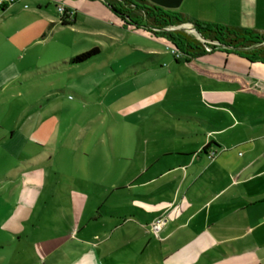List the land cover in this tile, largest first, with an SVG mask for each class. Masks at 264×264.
Masks as SVG:
<instances>
[{"label":"crops","instance_id":"1","mask_svg":"<svg viewBox=\"0 0 264 264\" xmlns=\"http://www.w3.org/2000/svg\"><path fill=\"white\" fill-rule=\"evenodd\" d=\"M59 6L72 23H60ZM173 9L264 34V0H180ZM42 25L61 36L48 37ZM123 31L142 37L131 55L90 70L99 49L68 63L96 46L91 36L120 42ZM156 42L167 48L102 0H0L2 188L22 205L45 191L54 215L65 212L72 224L55 215L67 237L50 253L65 245L77 253L73 264H110L123 251L133 264H264V98L196 73ZM191 61L264 91L262 62L222 46ZM62 71L55 88H13Z\"/></svg>","mask_w":264,"mask_h":264},{"label":"rangeland","instance_id":"2","mask_svg":"<svg viewBox=\"0 0 264 264\" xmlns=\"http://www.w3.org/2000/svg\"><path fill=\"white\" fill-rule=\"evenodd\" d=\"M189 24L192 26L190 22H183L178 25ZM177 26V25H176ZM42 32L46 34L48 37L50 36H61L60 34L51 33L44 28L42 25ZM175 27V26H173ZM76 28L64 31V34L70 38L74 34H76ZM108 27L106 28V30ZM74 30V31H73ZM183 30L189 34L195 35L189 32L186 28ZM78 31V30H77ZM98 33V32H94ZM107 35V34H106ZM122 40L117 42L118 38H112V36H107L109 38L114 39V41H101L97 36L92 37L93 41L97 44L96 46L100 49V53L98 57L94 60V63H89L90 70L92 69V64H98L102 62V60L108 61L113 56L116 58H124L125 55L132 54V48L130 47V43L137 41L134 39H140L139 35H134L129 31H123ZM196 36V35H195ZM120 40V38H119ZM141 42L140 40L138 41ZM211 43H215V41H210ZM144 43V42H143ZM165 44L161 42L154 43L161 52H166L171 58L174 56L170 52V47L167 45V48L164 47ZM261 45H264L261 43ZM132 56L128 57L127 60H131ZM124 59L119 61L117 64L121 65ZM126 61L124 63H126ZM128 63V61H127ZM183 64V62H179ZM161 67L165 71L170 66H167L165 63L160 64ZM157 66V68L160 67ZM115 66L112 65V69ZM170 69V68H169ZM92 73V72H91ZM67 73L66 71H62L59 73H47L45 75L32 77L28 81L20 82V84L16 85L13 88H55L50 82H64L66 80ZM110 79V78H108ZM114 80V79H113ZM126 86H121L119 88H128L131 84V79H126ZM109 80H107L106 88H115L112 85H109ZM95 87V85H93ZM65 88V87H64ZM72 95H70L71 97ZM6 160L0 162L3 166L7 165ZM9 165L11 168H16L17 162L15 159H10ZM2 181V180H1ZM4 183V182H3ZM2 182L0 183V185ZM0 186V264H55L57 261H71L73 264L74 256L77 254L67 253L72 249L60 248L57 253H50L55 249L57 244L59 245L60 241L64 240L67 236L66 229L62 228L60 224H58L54 219L55 215L58 218H62V221L66 224H72L68 216L62 212L56 213L54 215L52 206L47 202L45 197V191L41 192L40 198L36 204H19L18 198L9 195L8 188H2ZM14 194V192H13ZM98 224V223H95ZM80 239V237H77ZM58 247V246H57ZM132 254L123 253L115 256L114 261L110 264H133L130 261V257ZM152 257L150 255L143 254L140 257V261L149 260L151 261Z\"/></svg>","mask_w":264,"mask_h":264},{"label":"trees","instance_id":"3","mask_svg":"<svg viewBox=\"0 0 264 264\" xmlns=\"http://www.w3.org/2000/svg\"><path fill=\"white\" fill-rule=\"evenodd\" d=\"M123 23L141 29L153 36L165 39L168 45L178 51L175 61L183 58L187 67L198 74L206 77L234 83L239 92L251 93L257 97L264 98V91H254L244 84L242 79L236 75L222 72H213L201 68L193 63L191 59L198 58L212 50L222 46L235 52L249 61L264 63V34L251 30L236 29L227 25L209 24L204 22L189 21L181 16L176 9L164 8L148 0H102ZM74 20L73 14L64 11L60 15V23L67 25ZM190 22L202 37L198 39L195 35L185 32L183 29H168L183 22ZM189 32L196 34L191 25L183 24ZM190 27V29L188 28ZM210 41H215L211 43ZM99 53V48L94 46L72 56L68 63L77 64L84 62Z\"/></svg>","mask_w":264,"mask_h":264},{"label":"water","instance_id":"4","mask_svg":"<svg viewBox=\"0 0 264 264\" xmlns=\"http://www.w3.org/2000/svg\"><path fill=\"white\" fill-rule=\"evenodd\" d=\"M150 2L158 5V6H161V7H164V8H175L179 5L180 3V0H149ZM185 28L184 26L182 25H177L175 26L173 29H183ZM192 30L195 31V35L198 39L202 40V37L199 35V33L195 30L194 27H191Z\"/></svg>","mask_w":264,"mask_h":264},{"label":"built area","instance_id":"5","mask_svg":"<svg viewBox=\"0 0 264 264\" xmlns=\"http://www.w3.org/2000/svg\"><path fill=\"white\" fill-rule=\"evenodd\" d=\"M14 0H8L9 3L13 2ZM57 11L60 12V14H62L64 12V9L59 6L57 7ZM69 14H71V12H68ZM174 27H168V29H173ZM262 44H264V42H262ZM170 47V46H169ZM170 52L174 57H178L179 53L178 51H176L174 48L170 47ZM165 222L164 218H157L156 220H154L153 222V228L154 230H158L159 228H161V226L163 225V223Z\"/></svg>","mask_w":264,"mask_h":264},{"label":"bare ground","instance_id":"6","mask_svg":"<svg viewBox=\"0 0 264 264\" xmlns=\"http://www.w3.org/2000/svg\"><path fill=\"white\" fill-rule=\"evenodd\" d=\"M190 29V27H188Z\"/></svg>","mask_w":264,"mask_h":264}]
</instances>
